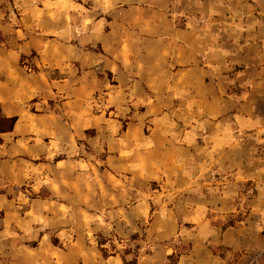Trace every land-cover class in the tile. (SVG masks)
Segmentation results:
<instances>
[{
    "label": "rangeland",
    "instance_id": "1",
    "mask_svg": "<svg viewBox=\"0 0 264 264\" xmlns=\"http://www.w3.org/2000/svg\"><path fill=\"white\" fill-rule=\"evenodd\" d=\"M0 105V264H264V0H0Z\"/></svg>",
    "mask_w": 264,
    "mask_h": 264
},
{
    "label": "trees",
    "instance_id": "2",
    "mask_svg": "<svg viewBox=\"0 0 264 264\" xmlns=\"http://www.w3.org/2000/svg\"><path fill=\"white\" fill-rule=\"evenodd\" d=\"M17 121H18L17 116L8 117V116L4 115L2 112L1 105H0V145L3 142L1 135L3 133L13 131ZM235 225H236V221L230 220L227 224L224 225V228H227L229 226H235ZM55 242H57V241H55ZM125 264H135V261H128L127 260V261H125ZM174 264H176V261Z\"/></svg>",
    "mask_w": 264,
    "mask_h": 264
}]
</instances>
